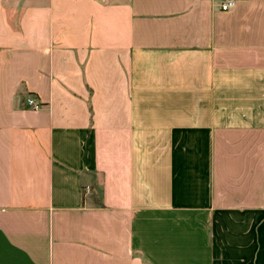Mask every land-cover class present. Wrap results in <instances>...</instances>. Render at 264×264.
<instances>
[{
  "label": "crops",
  "instance_id": "0c3cea01",
  "mask_svg": "<svg viewBox=\"0 0 264 264\" xmlns=\"http://www.w3.org/2000/svg\"><path fill=\"white\" fill-rule=\"evenodd\" d=\"M226 1L0 0V264H264V0Z\"/></svg>",
  "mask_w": 264,
  "mask_h": 264
},
{
  "label": "built area",
  "instance_id": "2783aa9c",
  "mask_svg": "<svg viewBox=\"0 0 264 264\" xmlns=\"http://www.w3.org/2000/svg\"><path fill=\"white\" fill-rule=\"evenodd\" d=\"M233 5H234L233 1L227 0L225 3L222 4V9L224 11H226V10L230 9ZM27 103L29 106H32L35 109L40 108V105L37 104V102L34 99H28Z\"/></svg>",
  "mask_w": 264,
  "mask_h": 264
},
{
  "label": "trees",
  "instance_id": "16d2710c",
  "mask_svg": "<svg viewBox=\"0 0 264 264\" xmlns=\"http://www.w3.org/2000/svg\"><path fill=\"white\" fill-rule=\"evenodd\" d=\"M94 185V184H93ZM93 187H95V186H93ZM96 188H98L97 190H98V192L97 191H95V192H93L94 191V188H91V190H92V199H93V201L95 202V203H97L99 206L101 205V206H103V203H102V188H99V187H96Z\"/></svg>",
  "mask_w": 264,
  "mask_h": 264
},
{
  "label": "rangeland",
  "instance_id": "374dc122",
  "mask_svg": "<svg viewBox=\"0 0 264 264\" xmlns=\"http://www.w3.org/2000/svg\"><path fill=\"white\" fill-rule=\"evenodd\" d=\"M98 181H99V183H100V181H101V176H98ZM99 185H100V184H98V187H99ZM93 188H94V191H93V192H95V191L98 192V190H97L98 188H96V187H93Z\"/></svg>",
  "mask_w": 264,
  "mask_h": 264
}]
</instances>
